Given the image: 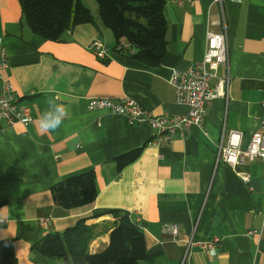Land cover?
Wrapping results in <instances>:
<instances>
[{"label":"crops","instance_id":"obj_1","mask_svg":"<svg viewBox=\"0 0 264 264\" xmlns=\"http://www.w3.org/2000/svg\"><path fill=\"white\" fill-rule=\"evenodd\" d=\"M81 1L95 22L49 40L28 25L19 0H0V37L8 51L3 74L30 104L33 118L28 126L0 123V240L12 241L18 264H66L34 245L87 217L94 226L89 251H101L115 224L111 211L118 210L144 231L146 256L139 264H264V161L236 170L216 163L223 129L242 131L245 148L264 113V0H224L228 96L210 102L203 126L159 144L149 143L154 130L148 123L130 124L124 115L90 110L88 100L128 97L155 115L187 114L189 106L176 102L171 72L203 59L207 32L220 30L222 7L214 0H165L167 50L160 64L149 65L116 50L117 39L101 22L97 1ZM94 38L107 45L106 60L88 48ZM224 72L221 66L219 74ZM50 99L65 105L69 116L58 130L42 134L39 116ZM137 147H143L140 156L119 170L116 156ZM88 170L96 175L95 201L75 208L56 204L52 186ZM237 172L248 173L250 183ZM44 217L52 218L48 227L40 223ZM173 225L177 235L169 229ZM249 229L256 235L247 236ZM216 236L217 254L194 245L182 263L189 239Z\"/></svg>","mask_w":264,"mask_h":264},{"label":"trees","instance_id":"obj_2","mask_svg":"<svg viewBox=\"0 0 264 264\" xmlns=\"http://www.w3.org/2000/svg\"><path fill=\"white\" fill-rule=\"evenodd\" d=\"M28 25L49 40H62L76 25L95 22L89 7L81 0H19ZM101 22L110 28L117 42L126 41L134 56L149 65H158L167 50L165 0H96ZM143 147L119 154L115 158L122 170L136 160ZM53 200L65 208L91 204L98 195L96 175L88 170L65 177L52 188ZM1 205V203H0ZM115 224L107 247L92 253L89 243L94 226L87 217L80 218L63 232L47 234L34 245L41 254L61 257L66 264H139L146 256L144 231L128 212L111 211ZM0 264H18L10 239L0 240Z\"/></svg>","mask_w":264,"mask_h":264},{"label":"built area","instance_id":"obj_3","mask_svg":"<svg viewBox=\"0 0 264 264\" xmlns=\"http://www.w3.org/2000/svg\"><path fill=\"white\" fill-rule=\"evenodd\" d=\"M187 0H178L183 3ZM192 2V0H188ZM222 7V14L217 20L220 30L215 32L209 30L206 35V50L202 60L190 64L185 69L173 68L170 76V83L175 88L176 102L189 106V111L184 115H155L144 109L138 102L128 97L120 98H90L88 108L90 110H107L115 114L124 115L130 124L148 123L154 130L149 143L159 144L160 142H171L173 136L179 132L185 134L194 125L203 126L206 109L210 102L216 97H227L230 83L229 46L227 38V17L223 8L224 0H214ZM117 45L126 46V54H133L134 48L126 41L118 42ZM88 48L102 60L109 55L107 45L100 39L94 38L88 43ZM8 66V51L0 37V123L22 124L28 126L33 120L31 106L21 100L17 94L12 81L7 78L3 71ZM225 67V72L219 74V68ZM216 79L215 84L212 83ZM264 106V100H263ZM259 128L253 134L250 142L244 148L243 132L235 129H223L219 142L217 143L216 163L225 162L233 169L239 165L260 159L264 161V113L258 118ZM237 174L247 183H250V175L246 172ZM252 189V186H250ZM51 217L40 219L44 227L50 225ZM0 223H4L0 219ZM177 235V225L169 227ZM264 232V214L262 230ZM257 230L249 229L247 236L256 235ZM186 252L182 263L187 258L192 246L199 245L210 255H215L221 246V238L216 236L206 241L194 242L189 239L186 242Z\"/></svg>","mask_w":264,"mask_h":264},{"label":"clouds","instance_id":"obj_4","mask_svg":"<svg viewBox=\"0 0 264 264\" xmlns=\"http://www.w3.org/2000/svg\"><path fill=\"white\" fill-rule=\"evenodd\" d=\"M48 109L39 116V129L42 134L55 132L69 116V109L56 103L54 99L48 100Z\"/></svg>","mask_w":264,"mask_h":264},{"label":"bare ground","instance_id":"obj_5","mask_svg":"<svg viewBox=\"0 0 264 264\" xmlns=\"http://www.w3.org/2000/svg\"><path fill=\"white\" fill-rule=\"evenodd\" d=\"M115 49L121 52L124 51L126 53V46L124 45H116Z\"/></svg>","mask_w":264,"mask_h":264}]
</instances>
